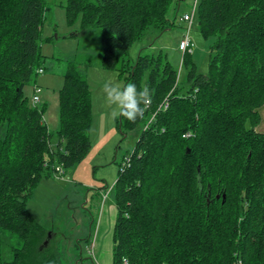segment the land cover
I'll return each instance as SVG.
<instances>
[{
  "label": "trees",
  "instance_id": "1",
  "mask_svg": "<svg viewBox=\"0 0 264 264\" xmlns=\"http://www.w3.org/2000/svg\"><path fill=\"white\" fill-rule=\"evenodd\" d=\"M171 2L65 3L69 26L102 32V68L152 91L142 119L116 121L124 136L140 134L113 185L112 264H264V0H198V32L213 43L205 73L183 56L184 92L162 52L129 56L150 30L174 26ZM46 11L45 0H0V264H63L27 201L90 150L91 95L76 65L58 92L56 131L24 96L43 69ZM4 232L22 243L10 260Z\"/></svg>",
  "mask_w": 264,
  "mask_h": 264
},
{
  "label": "rangeland",
  "instance_id": "2",
  "mask_svg": "<svg viewBox=\"0 0 264 264\" xmlns=\"http://www.w3.org/2000/svg\"><path fill=\"white\" fill-rule=\"evenodd\" d=\"M194 0H172L168 18L175 20L174 26L163 32L150 30L129 52L131 60L146 54L162 52L170 66L177 71L179 87L186 91L185 69L181 65L182 54L178 43L185 33L186 24L181 17L191 13ZM66 0H45L47 8L42 28L41 54L44 73L33 77L23 89L29 100L33 87L39 86L43 109V120L47 127L56 131L59 127L58 92L69 64L76 65L85 78L91 95L92 122L89 130L90 150L79 164L62 176L51 175L41 180L32 191L27 207L34 220L43 226L50 236V244L63 264H75L82 260L87 264H98L96 242L99 236L102 256L112 264V232L116 217L113 185L117 179L119 165L134 148L140 130L124 134L117 129V117L113 118L110 106L102 91L106 81L124 85L115 70L101 66L102 50L99 29L81 30L79 23L69 26L65 16ZM76 34V35H74ZM52 38V39H50ZM193 43V62L200 73L207 71L208 55L213 38L203 39L198 32L197 12L190 31ZM142 47L144 49L142 50ZM263 115L264 110H260ZM264 132V122L256 128ZM52 146H56L53 138ZM94 242V258L86 248ZM21 240L9 233L1 234V253L10 260V250L21 247Z\"/></svg>",
  "mask_w": 264,
  "mask_h": 264
},
{
  "label": "clouds",
  "instance_id": "3",
  "mask_svg": "<svg viewBox=\"0 0 264 264\" xmlns=\"http://www.w3.org/2000/svg\"><path fill=\"white\" fill-rule=\"evenodd\" d=\"M102 91L106 102L115 106L112 111L113 118L120 116L132 122L143 118L152 100V91L147 84L138 89L134 83L119 85L108 80L104 83Z\"/></svg>",
  "mask_w": 264,
  "mask_h": 264
},
{
  "label": "built area",
  "instance_id": "4",
  "mask_svg": "<svg viewBox=\"0 0 264 264\" xmlns=\"http://www.w3.org/2000/svg\"><path fill=\"white\" fill-rule=\"evenodd\" d=\"M197 3H198V0H194L193 5L191 6V13L190 14L186 13L181 17V21L186 24L185 33L178 43V51L182 54V58L185 54H191L193 51V43L190 40V31H191L192 24H193L194 14L196 13V10H197ZM181 65H182V60H181ZM37 73L41 75L44 73V70L39 69ZM41 93H42L41 88L35 85L33 87V94L30 99V103L33 107L41 102V99H40ZM128 162H129V156L127 155L122 162L123 166H125ZM54 174L59 175V176L64 175L63 170L60 166L55 168ZM86 251L91 257L94 258V242L90 243V245L86 248Z\"/></svg>",
  "mask_w": 264,
  "mask_h": 264
},
{
  "label": "crops",
  "instance_id": "5",
  "mask_svg": "<svg viewBox=\"0 0 264 264\" xmlns=\"http://www.w3.org/2000/svg\"><path fill=\"white\" fill-rule=\"evenodd\" d=\"M144 49V47H142V50ZM178 50V49H177ZM193 54V53H192ZM115 208H116V206H115ZM96 242L98 243V245H96V251H97V262H98V264H109L108 262H107V260H105V258L102 256V254H101V251H100V248H101V245H100V242H99V236H97V238H96ZM75 264H87V263H84V262H82V260H77V261H75Z\"/></svg>",
  "mask_w": 264,
  "mask_h": 264
},
{
  "label": "water",
  "instance_id": "6",
  "mask_svg": "<svg viewBox=\"0 0 264 264\" xmlns=\"http://www.w3.org/2000/svg\"><path fill=\"white\" fill-rule=\"evenodd\" d=\"M223 200H224V195H223ZM49 239H50V236H49V234H48V235H47V240L44 242V245H47Z\"/></svg>",
  "mask_w": 264,
  "mask_h": 264
}]
</instances>
